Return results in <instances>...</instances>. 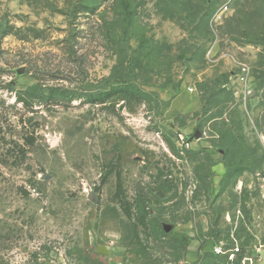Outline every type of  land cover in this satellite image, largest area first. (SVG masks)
Listing matches in <instances>:
<instances>
[{
  "label": "rangeland",
  "instance_id": "obj_1",
  "mask_svg": "<svg viewBox=\"0 0 264 264\" xmlns=\"http://www.w3.org/2000/svg\"><path fill=\"white\" fill-rule=\"evenodd\" d=\"M242 246L264 264V0H0V264Z\"/></svg>",
  "mask_w": 264,
  "mask_h": 264
},
{
  "label": "built area",
  "instance_id": "obj_2",
  "mask_svg": "<svg viewBox=\"0 0 264 264\" xmlns=\"http://www.w3.org/2000/svg\"><path fill=\"white\" fill-rule=\"evenodd\" d=\"M180 138H181L180 140H181V142H182L183 144H185L186 146H189V142H190V141H188L187 138H185L183 135H180ZM214 250H215L217 253H224L222 247H220V246H215ZM234 255H235V254H231V255H230V259H231V260H233ZM249 261H252V258L244 257V258H242L240 264H250Z\"/></svg>",
  "mask_w": 264,
  "mask_h": 264
},
{
  "label": "trees",
  "instance_id": "obj_3",
  "mask_svg": "<svg viewBox=\"0 0 264 264\" xmlns=\"http://www.w3.org/2000/svg\"><path fill=\"white\" fill-rule=\"evenodd\" d=\"M193 139V136L187 137L188 141H191ZM239 258L234 262L235 264H240V261L242 260V258H244V253H245V249L244 247H240L239 248ZM226 259L229 257V254L225 255Z\"/></svg>",
  "mask_w": 264,
  "mask_h": 264
},
{
  "label": "water",
  "instance_id": "obj_4",
  "mask_svg": "<svg viewBox=\"0 0 264 264\" xmlns=\"http://www.w3.org/2000/svg\"><path fill=\"white\" fill-rule=\"evenodd\" d=\"M19 71H20V72H23V69H20ZM200 134H201V133L197 132V133L195 134V136L198 137V138H200V137H201ZM92 199H93V201H94L95 203L98 202L97 198L94 197V198H92Z\"/></svg>",
  "mask_w": 264,
  "mask_h": 264
}]
</instances>
